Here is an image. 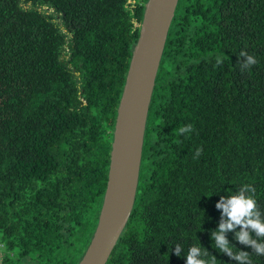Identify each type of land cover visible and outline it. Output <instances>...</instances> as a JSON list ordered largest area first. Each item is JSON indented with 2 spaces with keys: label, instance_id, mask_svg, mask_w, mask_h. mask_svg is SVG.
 <instances>
[{
  "label": "trees",
  "instance_id": "obj_1",
  "mask_svg": "<svg viewBox=\"0 0 264 264\" xmlns=\"http://www.w3.org/2000/svg\"><path fill=\"white\" fill-rule=\"evenodd\" d=\"M23 2L0 0L2 264H78L98 225L147 0ZM242 50L258 63L241 70ZM188 123L194 131L178 134ZM243 183L264 210V0H179L134 209L107 264H185L176 243L236 264L212 248L210 231L217 200Z\"/></svg>",
  "mask_w": 264,
  "mask_h": 264
},
{
  "label": "water",
  "instance_id": "obj_2",
  "mask_svg": "<svg viewBox=\"0 0 264 264\" xmlns=\"http://www.w3.org/2000/svg\"><path fill=\"white\" fill-rule=\"evenodd\" d=\"M179 0H147L118 107L98 225L78 264H107L134 209L152 97Z\"/></svg>",
  "mask_w": 264,
  "mask_h": 264
},
{
  "label": "clouds",
  "instance_id": "obj_3",
  "mask_svg": "<svg viewBox=\"0 0 264 264\" xmlns=\"http://www.w3.org/2000/svg\"><path fill=\"white\" fill-rule=\"evenodd\" d=\"M239 55L243 57L240 62L241 70L250 69L258 63L257 57L246 51L242 50ZM222 62V58L218 57L217 63ZM193 131L194 125L188 123L179 127L178 134L187 136ZM202 151V146L197 147L193 158H199ZM255 192L254 185L243 183L234 192L221 195L215 205L220 210V219L217 226L210 231L211 246L219 253L227 255L236 264H252V252L257 256H264V210L259 207ZM229 232L235 241L250 247L251 252L237 247L230 240ZM174 245L171 251L177 256H183L185 264H216L217 256L215 254L209 256L205 247L193 245L185 253L181 244Z\"/></svg>",
  "mask_w": 264,
  "mask_h": 264
},
{
  "label": "rangeland",
  "instance_id": "obj_4",
  "mask_svg": "<svg viewBox=\"0 0 264 264\" xmlns=\"http://www.w3.org/2000/svg\"><path fill=\"white\" fill-rule=\"evenodd\" d=\"M128 2H135V0H128ZM23 4V6L24 7H28V6H30L31 4L30 3H27V2H25V0H24V2L22 3ZM41 10H45L47 13H49V14H52V13H54L55 14V20L59 23V24H61L62 25V20H61V17H60V14L58 13V12H56L53 8H50V7H46V6H44V7H41L40 8ZM0 264H2V259H3V256H4V249L3 248H1L0 249ZM26 263L27 264H37V263H33L31 260H29V259H26Z\"/></svg>",
  "mask_w": 264,
  "mask_h": 264
},
{
  "label": "built area",
  "instance_id": "obj_5",
  "mask_svg": "<svg viewBox=\"0 0 264 264\" xmlns=\"http://www.w3.org/2000/svg\"><path fill=\"white\" fill-rule=\"evenodd\" d=\"M3 248V245L0 243V249ZM1 255V254H0Z\"/></svg>",
  "mask_w": 264,
  "mask_h": 264
}]
</instances>
